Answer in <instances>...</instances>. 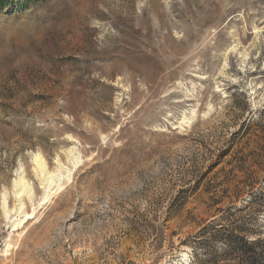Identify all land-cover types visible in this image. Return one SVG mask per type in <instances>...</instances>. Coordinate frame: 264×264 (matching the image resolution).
Wrapping results in <instances>:
<instances>
[{
  "label": "rangeland",
  "instance_id": "rangeland-1",
  "mask_svg": "<svg viewBox=\"0 0 264 264\" xmlns=\"http://www.w3.org/2000/svg\"><path fill=\"white\" fill-rule=\"evenodd\" d=\"M36 153L79 163L45 201ZM21 171L0 264H264V0H0L9 206Z\"/></svg>",
  "mask_w": 264,
  "mask_h": 264
},
{
  "label": "bare ground",
  "instance_id": "bare-ground-1",
  "mask_svg": "<svg viewBox=\"0 0 264 264\" xmlns=\"http://www.w3.org/2000/svg\"><path fill=\"white\" fill-rule=\"evenodd\" d=\"M69 153H71L70 149L68 150ZM67 151V152H68ZM72 161V169H75L78 161L76 158ZM33 163H34V173L36 176L40 177L41 184L43 185V197L42 201L48 200V198L55 194L60 188V181H61V171H66V178L67 180H70L72 169L64 168L63 165L60 163L59 160H57L56 164L58 169L56 171H50L48 168L45 160L43 157L39 154H33ZM10 194L12 195L14 202L17 204H13L12 206H9V203L7 201L8 193L4 192V194H0V207L3 214L4 219L10 220L11 227L13 231H15L22 223H24L26 220H29L32 216V214L26 213L24 210V203L23 198L26 197L29 201H31V197L33 195V189L31 185L25 180L23 177V172L21 171L18 174V177L16 179H13L12 181V189ZM34 211V210H33ZM16 214H19V218H15ZM12 220V221H11Z\"/></svg>",
  "mask_w": 264,
  "mask_h": 264
},
{
  "label": "trees",
  "instance_id": "trees-1",
  "mask_svg": "<svg viewBox=\"0 0 264 264\" xmlns=\"http://www.w3.org/2000/svg\"><path fill=\"white\" fill-rule=\"evenodd\" d=\"M243 126H245V123L242 124ZM238 134V132L235 133V136Z\"/></svg>",
  "mask_w": 264,
  "mask_h": 264
}]
</instances>
